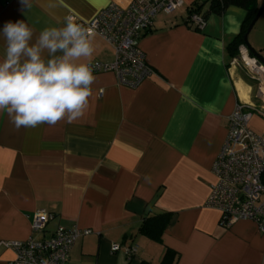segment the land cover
<instances>
[{"label":"crops","instance_id":"obj_1","mask_svg":"<svg viewBox=\"0 0 264 264\" xmlns=\"http://www.w3.org/2000/svg\"><path fill=\"white\" fill-rule=\"evenodd\" d=\"M131 1L31 0L23 9L19 0H0V27L24 20L35 37L68 15L89 22L111 3ZM183 1L141 38L154 74L138 88L122 86L113 72L94 75L89 107L72 123L16 128L0 111V242L28 240L31 217L44 209L52 220L39 238L59 226L92 231L77 241L67 264H161L167 251L173 264H264V233L256 223L226 227L219 211L206 207L216 181L211 169L239 105L264 138V75L237 61L244 45L231 55L247 14L231 7L196 31L187 22L190 10L203 3L205 12L210 2ZM92 41L91 64L114 63L113 48L96 35ZM248 41L264 60V14ZM4 46L0 37V58ZM250 57L248 51L242 60L250 64ZM164 213L172 217L161 242L140 234L146 219ZM113 245L137 252L129 258ZM14 259V252L0 250V264Z\"/></svg>","mask_w":264,"mask_h":264},{"label":"built area","instance_id":"obj_2","mask_svg":"<svg viewBox=\"0 0 264 264\" xmlns=\"http://www.w3.org/2000/svg\"><path fill=\"white\" fill-rule=\"evenodd\" d=\"M183 6V0H132L126 7L111 3L89 22L73 16L91 30L92 36L100 37L114 50V63L91 64L93 74L113 72L122 86L138 88L154 74L140 48L141 38L152 30L159 15H174ZM187 22L199 30L205 26L198 14H192ZM247 52L242 47V56L237 61L244 62L252 74L264 75V67L255 59L250 57V64L242 60ZM251 117L243 105L229 117L226 140L211 169L216 181L211 186L206 207L219 211L223 226L247 220L256 223L264 233V138L251 129ZM50 220L52 215L39 209L31 217L32 236L28 240L0 242V250L15 254L10 264H67L77 241L92 234L91 230L77 225L59 226L50 238H39ZM121 250L129 258L137 252L113 245L114 253Z\"/></svg>","mask_w":264,"mask_h":264},{"label":"clouds","instance_id":"obj_3","mask_svg":"<svg viewBox=\"0 0 264 264\" xmlns=\"http://www.w3.org/2000/svg\"><path fill=\"white\" fill-rule=\"evenodd\" d=\"M23 9L31 0H19ZM4 54L0 58V111L16 128L72 123L89 107L95 81L91 30L72 15L62 26L46 27L34 37L24 21L0 27Z\"/></svg>","mask_w":264,"mask_h":264},{"label":"trees","instance_id":"obj_4","mask_svg":"<svg viewBox=\"0 0 264 264\" xmlns=\"http://www.w3.org/2000/svg\"><path fill=\"white\" fill-rule=\"evenodd\" d=\"M210 6L209 9L205 12H202L204 7L203 3H197L191 10L190 16L192 14L200 15L201 19L205 22V26L200 31H203L207 25V20L211 15L221 16L229 8L236 7L244 10L247 14L241 34L235 39L231 55L235 57L238 55L239 47L244 44V37L247 33V30L255 19L258 11L260 9L258 0H209ZM189 16V17H190ZM196 31L199 29L194 28ZM251 56H254L255 52H250ZM172 215L170 213H164L157 215L152 218H148L144 221L140 228V234L150 238L151 240L161 242L162 236L164 235L168 225L170 224ZM174 253L172 251H167L164 256V259L161 264H173Z\"/></svg>","mask_w":264,"mask_h":264},{"label":"water","instance_id":"obj_5","mask_svg":"<svg viewBox=\"0 0 264 264\" xmlns=\"http://www.w3.org/2000/svg\"><path fill=\"white\" fill-rule=\"evenodd\" d=\"M264 14V4L260 7L259 11H258V14L256 15L255 19L252 21V23L250 24L248 30H247V33L244 37V48L249 51V52H253V49L250 47L249 45V41H248V38H249V35L251 34L252 30L254 29V26L256 25V23L258 22V20L261 18V16ZM257 57L262 63H264V60L259 57L256 53L254 54V57ZM253 57V56H252Z\"/></svg>","mask_w":264,"mask_h":264},{"label":"rangeland","instance_id":"obj_6","mask_svg":"<svg viewBox=\"0 0 264 264\" xmlns=\"http://www.w3.org/2000/svg\"><path fill=\"white\" fill-rule=\"evenodd\" d=\"M257 90L256 89H253L252 90V92H251V98H252V100H255L256 99V97H257Z\"/></svg>","mask_w":264,"mask_h":264},{"label":"bare ground","instance_id":"obj_7","mask_svg":"<svg viewBox=\"0 0 264 264\" xmlns=\"http://www.w3.org/2000/svg\"><path fill=\"white\" fill-rule=\"evenodd\" d=\"M243 96V95H242ZM245 98V97H244Z\"/></svg>","mask_w":264,"mask_h":264}]
</instances>
